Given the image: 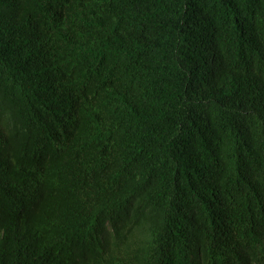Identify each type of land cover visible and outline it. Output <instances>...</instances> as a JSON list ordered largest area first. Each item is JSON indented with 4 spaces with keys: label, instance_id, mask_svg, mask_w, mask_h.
I'll return each instance as SVG.
<instances>
[{
    "label": "trees",
    "instance_id": "16d2710c",
    "mask_svg": "<svg viewBox=\"0 0 264 264\" xmlns=\"http://www.w3.org/2000/svg\"><path fill=\"white\" fill-rule=\"evenodd\" d=\"M0 264H264V0H0Z\"/></svg>",
    "mask_w": 264,
    "mask_h": 264
}]
</instances>
